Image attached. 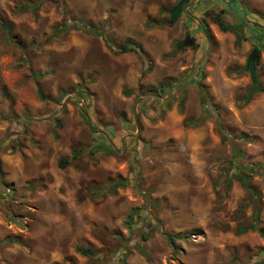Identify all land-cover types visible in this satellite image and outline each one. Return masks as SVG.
<instances>
[{
	"label": "rangeland",
	"instance_id": "374dc122",
	"mask_svg": "<svg viewBox=\"0 0 264 264\" xmlns=\"http://www.w3.org/2000/svg\"><path fill=\"white\" fill-rule=\"evenodd\" d=\"M178 1L0 0V264H264V0Z\"/></svg>",
	"mask_w": 264,
	"mask_h": 264
},
{
	"label": "trees",
	"instance_id": "16d2710c",
	"mask_svg": "<svg viewBox=\"0 0 264 264\" xmlns=\"http://www.w3.org/2000/svg\"><path fill=\"white\" fill-rule=\"evenodd\" d=\"M63 1H65V0H63ZM238 3H239V1H238ZM245 8L247 9V7H245ZM247 11H248V9H247ZM241 12H243V11H241ZM242 15H243V13H242ZM217 22H218V24H219V26H220V28L222 30H224V31H230L231 30V31H234V32L238 33V31H237L238 28L236 26L225 24L222 20H217ZM81 27H83V29L85 31L90 32V33H96V31H97L96 28L92 27V24H90V23H83L81 25ZM72 28H80V26L77 23L70 24V22L68 20H66L63 24H61V27H60L61 30H70ZM8 31H10V28H8ZM205 31H206V33L208 32L207 30H205ZM10 39L16 43L15 39L12 36L10 37ZM193 42H194V39H193ZM137 47L138 48H142V46H137ZM21 49H22L23 52H25V50H26L24 46H21ZM133 50H135V51L138 50L136 48V44H129V42H128V43L124 44L117 51L118 52H128V51H133ZM258 50H259V53H260V49H258ZM142 51H140V52L142 53ZM22 59L24 61H27L26 55H23ZM254 85L256 86L255 87L256 89H259L260 91L264 92V86L260 85L259 81L256 84H254ZM202 121L203 120L198 121V122H192L191 124L198 125L199 123H202ZM104 147L102 146L101 148H99V150H105ZM112 151L115 152V149L114 150L112 149ZM79 156H80V152L77 151V150H74L73 157L74 158H78ZM69 162L70 161H69L68 158H61L60 159V167H63V168L66 167L69 164ZM242 168H243V170H242ZM252 169L253 168H249L248 166H242L240 172L238 173L237 180L239 181V183L245 189L248 190L250 202H253V203L256 204V209L253 212V221L254 222L252 224H250V225H247V226L240 225L239 228H238L239 229L238 232L242 233V232H245V231H248V230H258V232L262 236H264V229L259 226L260 225L261 202H262L263 195L260 193V191L257 189V187L251 182L250 175L245 173L246 170H252ZM1 176H2V161L0 159V177ZM117 185L119 187H124L125 183L123 182L121 184L120 182H118ZM231 185H232V180H228V188ZM113 189L115 190L116 186H114ZM136 211H138L136 208L133 209L132 213L129 216V220L130 221H132L134 219V216L137 215ZM145 238H146V236H145ZM171 243L174 244V242L172 240H171ZM77 251H79L80 253H82L84 255H87V256L93 255V253H94V250L91 247H82V246H80V247L77 248Z\"/></svg>",
	"mask_w": 264,
	"mask_h": 264
},
{
	"label": "water",
	"instance_id": "95a60500",
	"mask_svg": "<svg viewBox=\"0 0 264 264\" xmlns=\"http://www.w3.org/2000/svg\"><path fill=\"white\" fill-rule=\"evenodd\" d=\"M185 5H190V0H179L177 4L171 9L170 11L171 13L170 22L171 23H175L179 20ZM191 42H192L191 36L187 35L184 40H181L178 43V47L180 48L182 46L188 45ZM258 57H259V50L258 48H254L248 57V61L246 65L247 70H249V72L251 73L252 81L254 84L258 82V74H257V68H256V60Z\"/></svg>",
	"mask_w": 264,
	"mask_h": 264
},
{
	"label": "crops",
	"instance_id": "0c3cea01",
	"mask_svg": "<svg viewBox=\"0 0 264 264\" xmlns=\"http://www.w3.org/2000/svg\"><path fill=\"white\" fill-rule=\"evenodd\" d=\"M242 6L244 7V5L242 4ZM247 12V11H246ZM136 84H138V82H136ZM171 88H173L172 86L170 87V90H171Z\"/></svg>",
	"mask_w": 264,
	"mask_h": 264
},
{
	"label": "flooded vegetation",
	"instance_id": "af4514ba",
	"mask_svg": "<svg viewBox=\"0 0 264 264\" xmlns=\"http://www.w3.org/2000/svg\"><path fill=\"white\" fill-rule=\"evenodd\" d=\"M246 7V6H245ZM192 39V38H191Z\"/></svg>",
	"mask_w": 264,
	"mask_h": 264
}]
</instances>
